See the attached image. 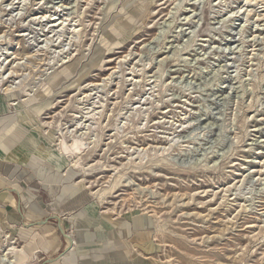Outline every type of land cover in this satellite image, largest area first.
<instances>
[{"label":"rangeland","instance_id":"rangeland-1","mask_svg":"<svg viewBox=\"0 0 264 264\" xmlns=\"http://www.w3.org/2000/svg\"><path fill=\"white\" fill-rule=\"evenodd\" d=\"M0 185V264H264V0H0Z\"/></svg>","mask_w":264,"mask_h":264},{"label":"crops","instance_id":"crops-1","mask_svg":"<svg viewBox=\"0 0 264 264\" xmlns=\"http://www.w3.org/2000/svg\"><path fill=\"white\" fill-rule=\"evenodd\" d=\"M15 191L14 193L10 192V191ZM9 189L6 186L2 187L0 185V200L3 201L4 203H2V205L0 206V220L4 221L6 220V222H17L18 220H20L23 217V213L24 215H26V211L21 209V203H23V201L25 202V200H23V198L21 197V192H19V190L15 189ZM14 201H17V203L11 204ZM11 202L10 204L11 206L8 205V203ZM79 204V203H78ZM76 204L77 206H80L81 204H84V202L80 203L79 205ZM73 209H70L71 211L75 212V215L77 216V220L79 221L76 225L79 226V233L78 235H76L75 238L72 237L71 234L67 235L73 240V244H71L69 247L65 248L62 253L59 252L58 253V246H55V248H52V246H54V240L52 242V237L51 232H48V237L46 240V244L44 247L43 251H46L47 253L50 254L49 249L52 248L53 249V254L51 253L50 255H48L49 257L46 258L43 257L41 258V262L40 264H98V255L101 252H104V250L102 249L103 246L99 247V245L96 243V241H93V236H89L85 230V227H82L84 224H86L85 222L89 221L92 219L89 214H88V210L87 208H81L79 209V207H73L70 206ZM77 208V209H76ZM68 210V209H67ZM91 218V219H90ZM84 222H81L82 220ZM88 221V222H89ZM58 222V221H57ZM82 225H80L81 223ZM81 226V227H80ZM131 226L127 223L126 225H121L119 224L117 227H113L108 229V233L112 234V235H124V234H128L130 233L131 230ZM96 230V231H95ZM101 230L92 227L90 229V232H92V235H99L101 234L100 232ZM140 234H136V235H148L149 232H147L146 230H144L143 228L138 229V232ZM132 234V233H131ZM66 233L60 231V236H64L65 237ZM60 236H59V240H60ZM75 239V240H74ZM41 241V240H40ZM61 241V240H60ZM96 243L93 246H90V243ZM104 248V247H103ZM117 247H111L109 248L107 251L110 252L111 257H116V250ZM74 250V251H73ZM107 251L105 250V252L107 253ZM138 251V247H132L130 248V250L125 251L126 254H129V257L132 258L133 253H135L134 255L137 254ZM60 254V255H58ZM114 260H116L114 258ZM111 261V264H118V262L116 261ZM109 263V264H110ZM121 264V263H120Z\"/></svg>","mask_w":264,"mask_h":264},{"label":"bare ground","instance_id":"bare-ground-1","mask_svg":"<svg viewBox=\"0 0 264 264\" xmlns=\"http://www.w3.org/2000/svg\"><path fill=\"white\" fill-rule=\"evenodd\" d=\"M24 144H25V143H24ZM16 155H18V154H15V156H16ZM18 156H20V155H18ZM14 159H15V158H14ZM16 256H17V255H16ZM14 261H15V259H14L10 264H12ZM15 262H16V261H15ZM15 262H14V263H15Z\"/></svg>","mask_w":264,"mask_h":264}]
</instances>
